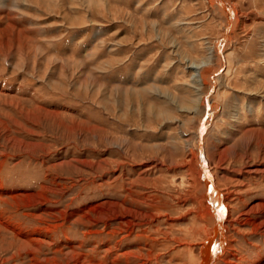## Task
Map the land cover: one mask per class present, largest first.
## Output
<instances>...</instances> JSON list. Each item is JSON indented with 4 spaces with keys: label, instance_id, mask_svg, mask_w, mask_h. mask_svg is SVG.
<instances>
[{
    "label": "rangeland",
    "instance_id": "1",
    "mask_svg": "<svg viewBox=\"0 0 264 264\" xmlns=\"http://www.w3.org/2000/svg\"><path fill=\"white\" fill-rule=\"evenodd\" d=\"M222 1L0 0V264H204L201 158L210 264H264V0Z\"/></svg>",
    "mask_w": 264,
    "mask_h": 264
},
{
    "label": "bare ground",
    "instance_id": "2",
    "mask_svg": "<svg viewBox=\"0 0 264 264\" xmlns=\"http://www.w3.org/2000/svg\"><path fill=\"white\" fill-rule=\"evenodd\" d=\"M225 1V0H224ZM224 1H222V3H221V5H222V7H223V9H225L227 12H228V20H229V22L227 23V24H230V25H232V22H234V17H235V13H233V9L232 8H229L226 4H225V2ZM231 5V4H230ZM237 13V12H236ZM230 16V17H229ZM224 25H225V23H224ZM229 25V26H230ZM226 26V25H225ZM226 28V27H225ZM214 49H216V50H218V52H219V56H220V58H222V60L224 59V62H225V64H226V61H225V59L227 58V56H225V53H227V52H224V50L222 49V47H221V45H220V43L218 44H216L215 45V47H214ZM226 50V49H225ZM228 50V49H227ZM212 54V53H211ZM212 57V56H211ZM206 60H207V58H206ZM211 61V60H210ZM210 61L208 60V61H202L201 63H193L192 65H190V68L192 69V71H193V79H194V81L198 84V85H202V83H204L203 82V76H202V74H201V70H202V68L203 67H205V66H208L209 64H210ZM220 61V60H219ZM223 62V61H222ZM221 63V62H220ZM210 66V65H209ZM224 66V65H223ZM227 69V68H226ZM215 73V72H214ZM216 75V74H215ZM229 75V74H228ZM218 76V75H217ZM221 76V75H220ZM219 76V77H220ZM226 76V75H225ZM221 78V77H220ZM225 78V77H224ZM211 80H212V89H214V90H216L217 88H218V83L220 82L219 81V79L218 80H216V78H214L213 76H211V78H210ZM222 79V78H221ZM224 81V80H223ZM222 83V82H221ZM199 89V88H198ZM216 92H217V90H216ZM215 92V93H216ZM219 93V92H218ZM217 94V93H216ZM215 96V95H214ZM217 96V95H216ZM215 96V97H216ZM218 97V96H217ZM200 98V97H199ZM209 98V97H208ZM216 99V98H215ZM200 100V99H199ZM204 100V99H203ZM208 101V100H207ZM211 101V100H210ZM205 102V101H204ZM216 102V101H215ZM196 103V102H195ZM199 103H201V102H199ZM203 104V103H202ZM208 104V103H207ZM220 104V103H219ZM195 106V105H194ZM184 107V106H183ZM199 107V106H198ZM193 108V107H192ZM203 109V111H202V115L203 116H205V113L206 112H210V108H209V106L207 107H203L202 108ZM214 109H215V107H214ZM216 109H218V108H216ZM199 112V111H198ZM216 112V111H215ZM212 116V115H211ZM205 125V124H204ZM204 128V127H203ZM199 134H200V132H199ZM201 137V136H200ZM200 137H199V145H200V147H201V150L203 149L202 148V144H201V142H202V139L200 140ZM11 140V139H10ZM198 142V141H197ZM15 145V144H14ZM13 146V145H12ZM16 147H18L20 150V152H22V150L23 151H25V149H26V152H27V146H23V143H21V142H19V143H17L16 145H15ZM15 147V148H16ZM202 159V163H200V166H201V172L203 173V176H204V182H206L207 183V186H208V188H209V191L212 193V195H214V199H215V203H214V214L212 213V215H210L209 217H210V223H212V227L210 228V236H213V237H211V238H213V239H215V240H213V239H211L212 240V242L210 241V244H209V247H208V249H207V253L206 252H204V256L203 257H205V260H204V264H210L213 260H214V258H217V256H216V254H219V253H222V251H221V248L220 247H224V246H226L225 244L222 246L221 245V241L223 240V232H225L224 231V229L226 228H224L223 227V223H224V217H226L225 216V210H226V208H225V206H223L222 205V202L224 203V199H223V197H222V195H221V193L219 194L218 193V190L216 189V187H215V185H214V181H213V177H212V175H211V173L209 172V170H208V168H207V166H206V162H205V160L203 159V158H201ZM203 166V167H202ZM205 183V184H206ZM211 184V185H210ZM206 189V188H205ZM210 193V194H211ZM28 197H30V194H27L26 196H25V194H18L17 195V197L15 196V197H13V199H16V202L17 201H27V198ZM111 204H112V202H111ZM123 205V204H122ZM261 207H264V204H258V205H256V206H253V208H251V209H249V212H252V211H254V210H256V209H258V208H261ZM124 208V212H123V215L125 216V217H123L122 216V218L124 219V225H127V226H130V225H133L134 223H135V218H136V214H134V212H137V213H139V211H136V210H134V209H132V208H130V207H126V206H123L122 207V209ZM224 208H225V210H224ZM248 212V213H249ZM256 212V211H255ZM140 214V213H139ZM250 214V213H249ZM128 215H131V216H129V219H126L127 218V216ZM133 215H134V217H133ZM115 217V216H114ZM120 217V216H119ZM257 220L258 219H255L254 220V226H256V223H257ZM261 221V220H260ZM259 224H261V222H259ZM106 225V224H105ZM139 225V224H138ZM225 226V225H224ZM130 228V227H129ZM218 231H220V235H219V239H217V238H214L217 234V232ZM222 233V234H221ZM213 234V235H212ZM127 238V237H126ZM220 241V242H219ZM219 243V245H217V246H214V243L216 244V243ZM27 243V242H26ZM28 244V243H27ZM223 244V243H222ZM26 244L24 243V246H25ZM26 247V246H25ZM27 247H28V245H27ZM215 248V249H214ZM220 255V254H219ZM218 255V256H219ZM123 262V261H122Z\"/></svg>",
    "mask_w": 264,
    "mask_h": 264
},
{
    "label": "snow or ice",
    "instance_id": "3",
    "mask_svg": "<svg viewBox=\"0 0 264 264\" xmlns=\"http://www.w3.org/2000/svg\"><path fill=\"white\" fill-rule=\"evenodd\" d=\"M211 191V190H210Z\"/></svg>",
    "mask_w": 264,
    "mask_h": 264
}]
</instances>
